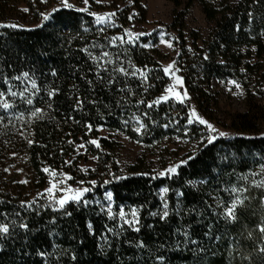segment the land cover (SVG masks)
<instances>
[{
  "label": "trees",
  "instance_id": "obj_1",
  "mask_svg": "<svg viewBox=\"0 0 264 264\" xmlns=\"http://www.w3.org/2000/svg\"><path fill=\"white\" fill-rule=\"evenodd\" d=\"M53 1L0 0V25H18L0 27V91H8L5 78L13 85V91L30 87L27 81L21 84L11 79L25 71L37 81L40 89L31 97L32 105L24 103L19 96L5 95V100L13 107L7 111L0 108V213H7V220L0 215V222L16 220L17 225L24 222L29 226L28 230L10 228L11 234L0 238V264H264L260 254L253 251L264 246L258 228L264 220V207L260 203L264 190L249 187L244 193L249 200L238 206L237 219L232 222L213 213V209L217 213L223 211L232 199L225 188L248 186L249 181L238 180V175L259 172V166L264 164V131L258 114L252 111L234 114L229 124L233 134L218 137L213 145L205 144L197 152L192 151V146L181 159L188 155L197 158L178 168L171 178L165 175L152 179L165 168L152 171L145 168L141 159L122 171L116 160L118 142L97 131L100 128L111 135L123 134L144 145L177 135L195 145L200 135H206V129L198 123H186L188 109L193 105L207 114L214 100L212 80L233 76L247 67L243 58L251 47L259 58V68L254 72L264 81V35H261L264 0L256 3L254 0H221L216 6L207 0H186L185 9L175 14L170 29L177 32L174 42H180L178 64L188 99L184 104L162 102L151 108L147 105L169 85L160 62L163 55L156 47H143L150 41L149 36L139 37L134 44H121L119 40L115 45L110 44L113 37L127 39L124 29H129L131 21L144 20L146 9L141 0H132L131 5L117 8L115 26L97 25L87 12L77 11L74 6L64 8L59 2L52 5ZM173 1L176 7L181 4L179 0ZM194 1L202 7L206 19L214 23L202 48L197 45L201 37L192 31L188 34L193 39L192 48L186 46L183 18ZM53 8L58 11L53 12ZM100 8L99 4L95 7ZM132 8L136 12H131ZM42 12L50 13L51 18L44 21ZM250 12L253 14L251 22ZM129 16L133 18L129 20ZM85 46L93 56L103 52L110 54L114 63L106 66L108 72H101L105 83L96 80L95 64L80 51ZM242 48H246L245 53ZM129 58L141 70L147 68V80L116 72L112 73L113 85H107L113 67L131 71ZM88 80L93 81L91 87ZM121 88L123 92L117 91ZM52 89L59 91L49 108L47 92ZM76 97L83 100L82 108L74 107ZM93 99L97 101L95 105L88 103ZM35 108L42 110L43 119L30 117ZM137 118L145 125L140 134L134 131L138 127ZM86 124L92 125L91 131ZM201 132L204 134H199ZM29 139L33 141L31 145L27 142ZM91 139H97L100 147L88 144ZM82 143L85 153L97 158L96 169L89 175L98 178L97 185L85 198L91 201L94 197L100 198L102 189L109 188L113 193L114 213L121 207L125 212L133 207L138 209L139 232L127 225H123L124 231L119 236L108 232V228L120 232L119 217L110 220L107 211H102L95 203L70 202L65 207L71 216H66L63 211L53 212L47 207V201L37 196L49 186V176L42 171L44 167L68 174L70 181L89 178L79 167V160L86 156L79 153L78 145ZM66 160L72 163L66 165ZM140 173L147 175H138ZM115 176L124 179L116 180ZM162 186L169 188L164 196L169 205V217L164 221L158 215H151L162 211L159 193ZM177 192L183 195L178 197ZM214 197L224 205L216 208ZM34 199L36 204L31 210L20 206L22 201ZM53 218L55 222L50 223ZM184 230L196 244L184 242ZM206 232L210 235L205 236ZM138 243L144 246L138 247ZM41 252L45 255H40ZM160 256L163 260L157 259ZM245 256L250 259H244Z\"/></svg>",
  "mask_w": 264,
  "mask_h": 264
},
{
  "label": "snow or ice",
  "instance_id": "obj_2",
  "mask_svg": "<svg viewBox=\"0 0 264 264\" xmlns=\"http://www.w3.org/2000/svg\"><path fill=\"white\" fill-rule=\"evenodd\" d=\"M43 2H45V0H41V3ZM95 2L99 4V3H102L103 0H95ZM256 2H258V0H254V3ZM60 4L64 8H69V9L73 8V4L69 3L68 0H60ZM83 4L85 5V7L77 8L76 10L80 12H87L89 16H92L94 18L95 24L104 25V26H115V16H116L115 12H104L102 14H98L96 12H92L88 10L87 5L89 4V0H83ZM24 11H28V10L24 9ZM52 11L56 12L58 11V9L53 8ZM40 15L42 16L44 21H48L51 18L50 13L42 12ZM132 18L133 16L128 17L129 20H131ZM249 19H250V22L253 20V14L251 12L249 13ZM0 27L16 28L18 27V25L5 24V25H0ZM85 31H87V29H85ZM101 31H103V28L101 29ZM145 35H149V34L144 33V32H133L130 29H124V36H126L127 39L125 40L123 37H113L112 40L110 41V44L115 45L116 40H119L121 44H134L139 37L145 36ZM164 35L165 33L163 32L160 33V37H161L160 43L166 44L169 48H171L172 47L171 41H165L163 38ZM261 35H264V31L261 32ZM95 46L96 45H93V47ZM143 47L147 48L149 47V44H144ZM80 51L85 52L88 55V58L92 60L93 63L95 64L96 80L102 84L105 83V79L101 75V72L102 71L108 72V68L106 66L112 65L114 63L113 60L110 58V54L108 52H103L101 53L100 56H93L92 53L88 51L87 46H85L84 48H81ZM118 59L119 58L117 57V60ZM205 59H207V57H205ZM175 63H176L175 61H172L168 63L166 66H163L164 74L166 76H169V78L173 80V84L166 87L164 89V92L159 97H157L155 100L149 103L147 105L148 108H151L154 105L161 104L162 102H168L170 99L175 100L179 104H184L185 101L188 99V93L186 91L182 92V91L177 90V87H176L177 85H179L180 88H183V78L177 75V72H179V68L175 67ZM129 68L131 69V71H129L128 69L124 67H113L112 72L109 73L111 78L106 80V84L109 86L113 85L115 81V76L112 75V73H116V72L124 76H132V77L139 76L142 81L147 80V76H146L147 68H145L144 70H141L140 68L136 67L134 64L131 63L130 58H129ZM52 75L55 76L56 72L53 71ZM81 78H84V77L82 76ZM11 79L19 80L21 84H24L25 81H27L30 87L25 86L19 92L13 91L12 90L13 85L9 83L8 78H5L4 83L8 85V91L7 93H5L4 91H0V108L7 111L13 107V105L10 102L5 100V95H10L13 98L19 96L24 101V103L28 105H32L33 99L31 97L35 96L40 91V89L37 86V81L34 78H32V76H30L29 72H26V71L21 72L18 76L11 77ZM87 82L89 86L91 87L93 84V81L88 80ZM228 83L234 84L237 90H240L241 88V86L235 81H228ZM58 91L59 89L48 90L47 96H48V107L49 108L52 107V103H51L52 98ZM117 91L123 92L124 89L122 88L117 89ZM128 91H129V94H131V89H129ZM25 93H28V95L26 96ZM233 94L235 95L237 93H233ZM240 94H242V92ZM88 103L95 105L97 101L93 99V100H89ZM119 103L120 102L117 101L118 106H119ZM137 103L138 104L143 103V101H137ZM82 106H83V100L80 97H76L74 107L82 108ZM105 107H107V105H105ZM145 115H147V113H145ZM30 117H36L38 119H43L44 113L42 112L40 108H35V110L30 113ZM20 119H23V114H20ZM125 123H127V121H125ZM136 123L138 124V127H135L134 131L137 134H140L141 130L145 129V125L141 123L138 118L136 119ZM186 123L189 125L193 123H198L200 125H203L204 128L206 129V135H202L200 139L196 141V144L193 145V148H192L193 152H197L199 148L203 147L205 144L213 145L214 141H216L218 137H225L228 135L227 133L223 131H219L212 123L208 122L206 119L201 117L194 108L188 109ZM85 127H87L89 131L92 130L91 124H86ZM100 130H101L100 128H97V131H100ZM185 136H187V129H185ZM125 138L127 139V137ZM27 142L30 145L33 143L31 139H29ZM69 143H72V141H69ZM87 143L94 145L97 148L100 147V144L97 139H91L87 141ZM78 147L83 149L85 145L82 143V144H79ZM196 158L197 157H195L194 155H188L186 159H180L178 163L170 164L167 168L163 169L162 171H159L158 173H156V176L152 177V179H155L157 176L163 177L165 175H168L169 178H171V176L177 174L178 168H180L182 165L188 164L190 161H193ZM91 159L95 160L97 158L91 157ZM64 163L67 165V164H71L72 161L66 160ZM259 168H260L259 172H248L244 175L237 176L238 180L249 181L248 186H245V185L235 186L234 185L230 189L229 188L224 189L226 192H229L232 195V199L227 206L223 207V211L217 213L215 209H213V213L215 215L220 216L222 219H224L227 222H232L237 219L236 211L238 209V206L244 205V202L249 200V196L244 195V193L249 191V187H255L257 189L264 190V164H261ZM42 171L48 174L49 176V181H48L49 186L45 188L42 193H38L37 196L40 198H44L47 201V207L51 208L53 212L63 211L64 215L71 216V213L68 212L65 207L70 202L75 203V204H84V205L93 203V201L85 198V194L90 193L92 191V188L85 186V184L96 186L95 180L77 181L76 182L77 186L73 187L66 183L67 180L72 179L68 174L63 173V172L58 173L56 170L50 169L48 167H44ZM138 175H147V173H140ZM257 176H259L260 179H254V177H257ZM57 177H59V179H57ZM113 178L116 180L124 179V177L122 176H115ZM21 182L27 183V181H21ZM105 183H109V181H105ZM201 183H203V181H201ZM168 191H169V188L167 187H162L159 189V193L161 196V202H162V211L151 213L152 216L158 215L161 221H164L166 218L169 217V205H168L167 200L164 199V196ZM176 195L179 197V196H182L183 194L180 192H177ZM112 199H113V193L106 191L105 200L108 201V203H107L106 209L104 205H101V210L107 211V216L110 220L115 219L116 216L118 215L119 221H120V224L118 225V227L120 229V232L119 233L116 232V230L113 228H108L107 231L113 233L114 235L119 236V234L124 231L123 225H127L128 228H130L132 231L139 232L140 231V228H139L140 220L138 216V209L133 207L131 208L129 212H125L124 207H121L118 213H114L112 211V203H111ZM214 199L216 200V208H220L224 205V202L221 201L219 198L214 197ZM96 203H99V202L96 201ZM260 203H261V206L264 207V193H262L260 196ZM33 204H36L35 199L32 201H27V202L22 201L20 206L22 208L31 210V206ZM38 207H43V205H39ZM209 207H211V205H209ZM189 211H192V210H189ZM36 214L39 215L40 212L36 211ZM0 215H3L5 217V220H7V213H0ZM16 215L19 216V213H16ZM177 215H179V212H177ZM197 215H199V213H197ZM54 222L55 220L53 218V220L50 221V223H54ZM16 227H18L19 229L28 230L29 226L27 223H24V222H20L17 225L16 220H11L8 222H0V238H6L8 235L11 234L10 228L15 229ZM209 228H211V225H209ZM258 228L261 233V239L264 240V220H262L261 225H258ZM91 229H92V226L89 225V230L91 231ZM182 235L185 238L184 242L186 244L189 242H191L192 244H196L195 240L190 241L189 233L187 230H184L182 232ZM204 235L209 236L210 233L206 232L204 233ZM216 239L219 240L220 237L217 236ZM137 246L143 247L144 245L142 243H138ZM229 247H231V245ZM201 251H203V249H201ZM253 251L258 252L260 254L261 260L264 261V246L258 247L254 249ZM39 254L42 256L45 255V253H42V252ZM229 255L231 256V252L229 253ZM72 259L75 260L76 257L73 256ZM157 259L163 260V257L160 256V257H157ZM244 259H250V258L248 256H245Z\"/></svg>",
  "mask_w": 264,
  "mask_h": 264
},
{
  "label": "rangeland",
  "instance_id": "obj_3",
  "mask_svg": "<svg viewBox=\"0 0 264 264\" xmlns=\"http://www.w3.org/2000/svg\"><path fill=\"white\" fill-rule=\"evenodd\" d=\"M181 4L175 6L173 0H141V3L146 9V15L144 20L137 21L133 20L129 23V29L133 32H144L148 33L151 39L148 42L149 47H156L159 52L163 55L160 59L162 68L168 63L175 61V67L179 68L177 75L183 78L181 68L178 64V44L180 42H174V37L177 36V32L174 29H170L172 20L175 14L179 11L185 9L184 4L186 0H179ZM213 6H216L221 0H207ZM234 2L237 0H229ZM60 0H54L51 4L55 5ZM69 3L73 4L74 7L81 8L85 7L83 0H68ZM132 0H103L99 3L100 9H95L97 3L95 0H89L87 8L89 11L102 14L104 12H115L118 9H122L127 5H131ZM118 8V9H117ZM131 12H136V9L132 8ZM185 22V31L187 37V47L192 48V37L188 36L189 32H196L199 34L201 39L197 41V45L202 48L204 47V40L207 39L208 34L214 27L213 22H209L203 12L202 7H200L197 1H194L186 11L183 18ZM165 33L164 40L171 41L172 47L169 48L166 44L160 43V33ZM156 40L155 43L153 41ZM153 43V44H152ZM246 48H242L241 51L245 53ZM248 55L243 58V63L248 66L241 68L239 72L233 76L228 75L225 78H218L212 80V97L214 100L210 103L209 110L207 114L199 112L193 105L190 108H194L197 113L206 119L208 122L212 123L219 131L225 133L233 134V131L229 128V124L232 116L236 113H245L252 111L258 114L260 118V125L264 131V81L258 79L254 69H258L257 62L259 60L258 55L255 53L254 48L249 49ZM264 57V56H263ZM168 77L169 85L173 84V80ZM228 81H235L241 88L237 90L234 84H229ZM168 85V86H169ZM178 91H185L184 84L183 88L179 85L176 86ZM242 92V94H240ZM237 93V94H233ZM216 101V104L214 102ZM168 102L172 104L176 103L175 100L170 99ZM204 127L203 125H201ZM199 134H204L203 132ZM101 135L105 137H112L118 142V147L116 150V160L119 163L120 169L126 171V168L131 164H134L138 160L145 162V168H149L152 171H159L163 167L167 168L170 164L177 163L184 156L188 150L193 146V142H187L186 139H182L180 136L173 135L172 137L165 136L163 139L152 145H144L134 140L126 139L123 134L111 135L107 130L101 129ZM202 135H200L201 137ZM110 137V138H111ZM199 137V139H200ZM111 138V139H112ZM179 138V139H177ZM86 148H79V153L85 156V158L80 159L79 167L83 175L89 176L96 169L97 160L91 159L95 157L90 153H85ZM88 180H95L97 185L98 178L94 176H89ZM107 179H104L106 181ZM76 181L67 180L66 183L75 187ZM87 187H94L85 184ZM48 187V186H47ZM46 187V188H47ZM164 187V186H162ZM160 187V188H162ZM45 189V188H44ZM43 189V190H44ZM42 190V192H43ZM102 197H94L92 200L95 205L101 208L104 205L105 209L108 201L105 200V192H112L109 188H104ZM98 201L99 203H96ZM113 207V199L111 201Z\"/></svg>",
  "mask_w": 264,
  "mask_h": 264
}]
</instances>
